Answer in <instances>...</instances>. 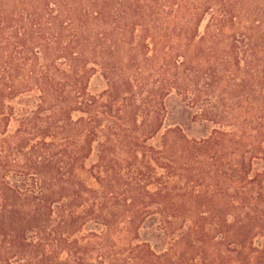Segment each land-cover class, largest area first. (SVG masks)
I'll return each instance as SVG.
<instances>
[{
	"label": "trees",
	"instance_id": "1",
	"mask_svg": "<svg viewBox=\"0 0 264 264\" xmlns=\"http://www.w3.org/2000/svg\"><path fill=\"white\" fill-rule=\"evenodd\" d=\"M176 1L0 0V264H264V92L211 121L230 132L152 145L226 25L200 36ZM255 26L225 57L264 91ZM146 224L164 249L136 243Z\"/></svg>",
	"mask_w": 264,
	"mask_h": 264
},
{
	"label": "rangeland",
	"instance_id": "2",
	"mask_svg": "<svg viewBox=\"0 0 264 264\" xmlns=\"http://www.w3.org/2000/svg\"><path fill=\"white\" fill-rule=\"evenodd\" d=\"M176 4L183 9L198 8L201 10L203 19L198 29L200 36L204 35L205 27L211 17L215 20H225L226 25L222 35L219 36L220 45L216 49L206 45L205 49H210L206 50L205 56L194 60L191 75L195 73L198 80L188 81L187 97L180 98L173 94L166 99L163 127L152 141V145L157 148L161 147L162 137L170 130L181 131L188 140L200 141L210 137L214 130L223 128L212 124V120L221 119L229 122L239 119L242 121L249 116H254L250 114L249 108L253 101L260 100L264 92L261 88L263 76L260 67L247 68L248 59H245L244 55H241L242 58L238 63L235 58L225 57L230 41L232 39L241 40L243 36H248L249 33L246 32L251 29L252 25H256L257 37L261 40L259 57L262 56L264 0H177ZM231 20L235 27L231 26ZM212 31L214 29L211 33ZM223 62H227L226 67L222 65ZM236 64H239V70ZM104 90L106 86L101 79L91 80L90 93L99 95ZM222 130L230 132L233 128L231 124H225ZM256 169L260 170L261 166ZM139 234L140 239L136 243L145 241L152 247L165 248V241L155 239V236H161V234L150 225L146 224Z\"/></svg>",
	"mask_w": 264,
	"mask_h": 264
}]
</instances>
